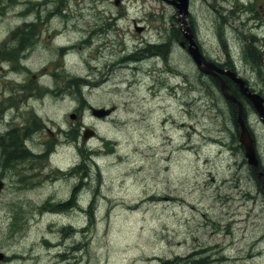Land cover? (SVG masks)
Instances as JSON below:
<instances>
[{
    "label": "rangeland",
    "instance_id": "rangeland-1",
    "mask_svg": "<svg viewBox=\"0 0 264 264\" xmlns=\"http://www.w3.org/2000/svg\"><path fill=\"white\" fill-rule=\"evenodd\" d=\"M191 1L187 19L207 56L229 53L243 69L239 53L249 36L256 42L247 49L264 58V0ZM221 13L229 18L226 54ZM178 18L163 0H0V54L10 53L12 32L27 22L38 37L24 64L0 60V101H27L12 126L40 125L27 158L0 167V251L7 254L0 264H264V200L230 106L177 40L166 57L132 55L166 42ZM246 71L264 89V71ZM90 104L116 108L100 119ZM250 118L264 164V123ZM85 126L96 136L82 140ZM105 138L114 154L104 151ZM87 150L95 177L81 181L82 208L76 201L54 208L80 182L70 172ZM221 253L229 259L215 261Z\"/></svg>",
    "mask_w": 264,
    "mask_h": 264
},
{
    "label": "bare ground",
    "instance_id": "bare-ground-1",
    "mask_svg": "<svg viewBox=\"0 0 264 264\" xmlns=\"http://www.w3.org/2000/svg\"><path fill=\"white\" fill-rule=\"evenodd\" d=\"M191 2H192L191 0H189V2H188V13L189 14H190V7L192 5ZM168 3H170V2H168ZM170 4L173 5L172 3H170ZM229 12H230V15H231L232 14V10H230ZM187 15H186V20L188 22ZM251 15H253L252 16V19L255 18V15L254 14H251ZM228 19H229L228 16L224 15L223 13H221L219 15V18H218L217 23H216V26L218 25V28H220L219 29L220 33L223 32V35L222 36L219 35V42H220V45H221V51L225 52V54L228 53V48H229V36L225 34V28L227 26ZM175 20L177 21L178 24L175 25L172 28V32H175V31H177L179 29V35L175 33L176 35L174 34L172 36V38H173L174 41L177 40L178 44H180L179 38H181L182 35H183L184 24H183L182 20L180 19V17L178 19H175ZM241 20H242V22H245L244 19H241ZM188 24L190 25L189 22H188ZM26 27H27L26 34L16 35V38L20 40L19 45H20L21 49L23 51H25V52L26 51L28 52L29 51V48L30 47H33L35 45L36 40H37L38 37H37V35H35L36 34V31L34 30L33 23L27 22L26 23ZM190 27H191V25H190ZM191 29H192L193 33L196 35V30L194 28H192V27H191ZM31 38L33 39V41H31ZM180 46H181V44H180ZM62 50H63V48H62ZM240 55H243V56L248 55V60L249 61H253L254 60V54H253L252 50L251 49H247L246 47H242L241 46L239 56ZM225 57H226L225 60H228V63H229V65L231 67H232V65L238 64L240 62L239 60L233 59L231 56H229V53L226 54ZM216 58H218V57H216ZM219 66L222 68L221 65H219ZM262 69L263 68H261L260 71H264ZM198 70H199L198 71L199 73H201V74L203 73L202 70L199 67H198ZM254 83L255 82L253 81V79H250L248 81V85H247V87L252 92H254V89H253L254 87H252V86H255ZM226 84H227L228 91L231 92V93H233L234 96L239 101H241V103L243 105V110H244L243 118L245 120V123L247 125H250L249 127L253 128V126H252L253 122L251 121L252 119L250 118V114L254 115V117L255 116H258V118L260 119V121H262L261 118H260V116H259V114H258V112L256 110H254V111H252L251 113L248 114L247 107H248V110H250L251 109V106H249L246 103V100H245L244 94H243L244 92L241 91L239 85L237 83L235 84V82H233V81L230 82L228 80L226 81ZM229 87L230 88L231 87H235V88L237 87L238 91L235 92L233 90H230ZM219 93L224 97V99L226 100V102H229L228 99L224 96L221 88L219 89ZM227 105L229 106L228 103H227ZM17 110L20 111L18 108L13 109V113L15 114ZM15 115H18V114H15ZM233 115L231 116V121L232 122H234ZM237 116L238 115H236V117ZM4 118H5L4 108H3L2 105H0V122L3 121ZM102 118H105V116H102ZM17 129H18L17 127L10 128V131H6L5 132V135L1 136V138L3 139L2 140L3 145H2V147L0 149V167H3L4 168V167H6V166H8L10 164H13L17 160L19 161L20 159L24 158L23 156H27L28 155V152L25 149L24 144L19 141L18 135H16L17 134V131H18ZM251 134H252L254 140L255 141L256 140L258 141V137L256 136V132L253 129L251 131ZM238 139H239V130H238ZM257 141H256V146H257ZM239 142H240V140H239ZM87 153H88V150L81 152L82 157L80 159V162L77 163L75 165V167H73L71 169V172H70L71 175H79L80 176L79 179L81 181H84L85 182L84 184H86V185L89 182H92L93 181L92 178H93V175H94V169H93V166H92V163H91L92 160H90V158L88 157V154ZM243 154H244V152H243ZM260 165H261L262 169L264 170V164L261 163V160H260ZM248 172L251 175L250 170H248ZM94 177H95V175H94ZM82 183L83 182L78 183V185H77L78 190H77L75 196L73 194H71V196H70V198L68 200H65L64 202H62V200H59L57 203H55V205H51V206H53L54 208H58L60 210H62V209L67 210L69 207L72 206V204L74 203V201H76L77 207H81L82 208V206H80V202H79V198H80V195L79 194L81 193V190H82L81 188L84 186ZM258 190H259V192L257 194L262 195V198L264 200L263 193L260 192V189L259 188H258ZM53 198L54 197L51 196L49 199L51 200ZM50 204H54V203H50ZM87 211L88 212H91V208L88 207ZM214 252H217V251H214ZM255 252L258 253V251L255 250L253 252V257L252 258H255L257 256L256 255L257 253H255ZM195 253L196 252H192L191 254L187 255V258H192V256ZM0 254H3L5 257H7V254H5L3 251H0ZM210 255L212 256L214 254L213 253H210ZM218 255H219L218 256L219 259L217 257H215L214 259H217L215 261L223 260V259H229V257L225 256V254H222L221 253V254H218ZM243 260H246V259L243 258ZM205 262L207 263V261H205Z\"/></svg>",
    "mask_w": 264,
    "mask_h": 264
},
{
    "label": "water",
    "instance_id": "water-1",
    "mask_svg": "<svg viewBox=\"0 0 264 264\" xmlns=\"http://www.w3.org/2000/svg\"><path fill=\"white\" fill-rule=\"evenodd\" d=\"M170 3L174 4L178 10V14H180V19L182 20L184 24V30L183 35L185 37V40L188 42V45L186 46L185 40L181 41V45L184 47H187V50L189 54L191 55L193 61L195 64L202 70V72L210 73L213 75L220 76V73L226 72L232 79H234L235 82L238 83L240 89L244 94L250 99L252 102L254 108L258 112L261 120L264 122V98L257 92H252L246 84L245 79L238 76L235 71L231 70H224L221 68L217 63H215L212 60H209L203 51L200 48L199 43L197 42L195 38V34L193 33L190 25L188 24L186 20V15L188 14V2L189 0H168ZM220 84L221 89L224 94V96L229 100L237 103L238 105V118L237 122L240 127L239 131V140L243 144L245 149V156L247 157V161L250 165L253 166L256 174L259 177V180L261 182L262 188L264 190V173L261 170L259 159L257 157L256 147L254 144V138L251 134V131L247 124L245 123V120L243 118V105L241 101H239L233 93L229 92L227 89L226 82L220 78ZM111 109L107 108H93V113L97 116H105L109 114ZM71 117H75V114H71ZM95 132L87 128L85 130V135L83 136L84 139L89 138L90 136L94 135ZM103 146L105 148V151L112 152L114 150V146L111 145V140H105L103 143ZM4 186V182L0 180V191L2 190ZM2 255H0L1 257Z\"/></svg>",
    "mask_w": 264,
    "mask_h": 264
},
{
    "label": "trees",
    "instance_id": "trees-1",
    "mask_svg": "<svg viewBox=\"0 0 264 264\" xmlns=\"http://www.w3.org/2000/svg\"><path fill=\"white\" fill-rule=\"evenodd\" d=\"M189 17H190V15H189ZM18 30H20V31L16 35H19V34L23 35V34H26V32H27L25 29H18ZM175 33L179 35V29L177 31H175V32H172L169 35V39L166 42H162V43H159V44L158 43H149V44L146 45L145 48H143L142 50H138V51L132 53V55H134L135 57L140 56V57L144 58L145 56H147L148 53L152 52V53H157V54H160V55H163L164 57H166L165 55L171 49V47H170L171 45H169V44L172 42L171 39H172V36ZM16 41L18 42V40H16ZM31 41H33L32 38H31ZM10 50H11L10 53H7L5 55L6 58H11V57H14L17 54H19V51H17V50H14V49L12 50V48ZM207 77H209V82L208 83H209L210 90L212 89L213 92H216L217 90L219 91V81H218V79L215 76H207ZM77 80L78 79H74V84H77ZM73 86H75V85H73ZM75 87L78 89V91H80L79 86H75ZM229 89L233 90L235 92L238 91L237 87L236 88L235 87H231V88L229 87ZM213 92H211V93H213ZM244 98L246 100V103L249 106L252 107L251 102L245 96H244ZM227 103L230 106L229 109L232 112V115L234 114L233 115V119H234L233 125H234V127L236 129H238L237 117H236V115H238V106L234 102H227ZM240 148H241L240 150L242 151L243 150V145L242 144H240ZM245 162H246V160H245ZM249 170H250V173H251L253 181L255 182L257 187L260 189V191L264 195V191H263V189L261 187V184H260V181H259V179L257 177V174L255 173V171L253 170V168L251 166H249ZM174 263H176V260L172 259V260H165L161 264H174ZM197 264H199V263L197 262Z\"/></svg>",
    "mask_w": 264,
    "mask_h": 264
},
{
    "label": "flooded vegetation",
    "instance_id": "flooded-vegetation-1",
    "mask_svg": "<svg viewBox=\"0 0 264 264\" xmlns=\"http://www.w3.org/2000/svg\"><path fill=\"white\" fill-rule=\"evenodd\" d=\"M19 47H20V45H19ZM253 52V51H252ZM239 58L240 59H242V60H244L245 61V65H244V68L242 69H240L238 66H236V65H232V67L229 65V63H228V60H225V58H219V59H217V61L219 62V64L223 67V68H226V69H233V70H237V72H239V73H241L242 74V72L241 71H245L246 73L247 72H253V71H246L247 69H251V70H255L256 68H255V66H254V64H253V61H249L248 60V55H246V56H243V55H240L239 56ZM252 62V63H251ZM241 71H240V70ZM14 71L16 70V69H13ZM223 76H224V78L226 79V80H228V81H230V82H235L232 78H230L227 74H222ZM244 76H245V74H243ZM35 79H37V78H35ZM35 79H33V77H32V82L34 83V84H37V82L38 81H36ZM36 82H35V81ZM30 81H28V83L26 82V86L27 87H29V89L31 90V87H32V85H31V83H29ZM235 84H236V82H235ZM23 86V88H24V86H25V84H23L22 85ZM31 86V87H30ZM37 86V85H36ZM252 87H254L253 89H257V87L256 86H252ZM258 90V89H257ZM19 104H15V103H13V102H10L9 104H7L6 106H5V103L4 102H1L0 101V105H2L3 106V108H4V114H6V112L7 111H9V110H12V108H20L21 106H22V104H25L26 105V103H27V101L26 100H22V99H20V100H18L17 101ZM18 113H20V111H16V113L15 114H18ZM20 115V114H19ZM19 115H16V116H10V118L7 120L8 121V124H9V127H6V129L5 130H3L1 133H0V143H1V145H3V142H2V138H1V136H3V135H5V132L6 131H10V128H14V127H17L18 129V131H17V134L16 135H18V138H19V141L20 142H22L23 144H24V147H25V149L27 150V152H28V155L30 154V149L27 147V142L30 140V139H32L33 138V136H32V133L34 134L35 132H37L38 131V127L40 126L39 124H37V123H35L33 126L31 125V123L30 122H28V123H21L20 125H17V126H12V122L15 120V119H17L18 118V116ZM4 120H6V118H4ZM27 155V156H28ZM27 156H23L24 158H27Z\"/></svg>",
    "mask_w": 264,
    "mask_h": 264
}]
</instances>
